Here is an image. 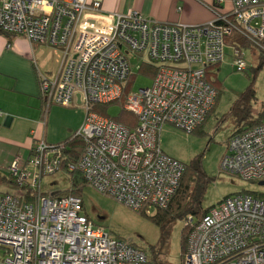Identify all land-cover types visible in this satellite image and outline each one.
Segmentation results:
<instances>
[{"label":"built area","instance_id":"obj_1","mask_svg":"<svg viewBox=\"0 0 264 264\" xmlns=\"http://www.w3.org/2000/svg\"><path fill=\"white\" fill-rule=\"evenodd\" d=\"M230 1L229 14L185 26L136 11L102 15L99 0H0L2 33L60 49L56 73L40 78L43 123L52 105L85 111L72 135L84 145L76 165L63 172L66 145L43 139L26 163L11 162L18 194L0 193V264H150L142 250L88 219L80 197L43 195L42 179L78 170L88 186L133 211L166 208L185 166L160 149L162 127L192 133L205 121L216 101L207 70L223 62L228 36L236 31L258 49L264 41V0ZM128 53L155 68L151 86L124 100L123 109L137 118L133 129L92 110L120 98L132 75ZM232 58L237 72L246 70L238 49ZM219 167L243 181L264 182V124L232 135ZM188 224L194 226L184 264H264V198L227 197L198 222L189 216Z\"/></svg>","mask_w":264,"mask_h":264},{"label":"rangeland","instance_id":"obj_2","mask_svg":"<svg viewBox=\"0 0 264 264\" xmlns=\"http://www.w3.org/2000/svg\"><path fill=\"white\" fill-rule=\"evenodd\" d=\"M46 49H49L50 58L57 69L60 49L47 46ZM242 56L246 63V70L243 72L236 71L230 48L225 49L223 62L210 68L208 78L212 86L218 90L219 96L213 112L202 126L193 133H186L173 126L164 125L159 133V146L165 155L184 166L199 161L201 171L209 178L202 198L203 209L216 206L223 199L237 194H264V185H260V182L243 181L221 171L219 167L227 141L238 125L228 116L233 103L252 85L255 92L252 102L255 116L262 111L264 105V66L260 71L255 72L261 54L253 49H245L242 50ZM262 56L264 57V54ZM128 58L132 65L134 81L128 86L127 94L150 87L152 84L150 77L139 72L141 62L130 53ZM105 110L109 117L120 118L122 107L119 104H112ZM84 116L85 111L79 106L52 105L47 118V132L59 138L62 136L64 139L79 129V126L74 128L79 119L82 124ZM7 150L6 147L0 148V193L15 195L18 194V188L10 181L2 179L7 174L1 168ZM69 183L67 175L59 172L42 179V192L48 195L60 193L69 188ZM80 196L84 204V214L96 225L104 228L112 238L133 244L147 255L150 248L157 247L160 232L150 220L155 210L143 215L115 202L88 185L83 186ZM183 227L184 222L178 221L169 230L168 252L166 256L160 258L163 264H183L180 242Z\"/></svg>","mask_w":264,"mask_h":264},{"label":"crops","instance_id":"obj_3","mask_svg":"<svg viewBox=\"0 0 264 264\" xmlns=\"http://www.w3.org/2000/svg\"><path fill=\"white\" fill-rule=\"evenodd\" d=\"M99 1L102 15L136 11L150 21L185 26L205 25L215 20V12L226 15L232 10L230 0H223L220 5H216L215 0ZM95 20L101 21L100 18ZM48 51L46 46L31 44L21 36L0 33V148H8L1 166L7 173L2 177L5 181H10L8 168L11 162L20 158L23 164L26 163L37 140L61 143L81 125L79 119L76 130L64 139L47 132L51 106L43 123L40 78L52 77L57 71Z\"/></svg>","mask_w":264,"mask_h":264},{"label":"trees","instance_id":"obj_4","mask_svg":"<svg viewBox=\"0 0 264 264\" xmlns=\"http://www.w3.org/2000/svg\"><path fill=\"white\" fill-rule=\"evenodd\" d=\"M0 33H2L0 31ZM5 34V33H2ZM226 49H238L241 53L242 50H256L261 54L259 56V62L255 69V72H258L264 66V41L261 43L260 49L255 47L251 41L242 36L240 33L234 31L230 36L225 39ZM210 69V68H209ZM139 72L143 75L149 76L150 79L154 76L155 68L149 64H141ZM206 82L216 91V101L213 109L208 114L213 112L219 92L216 90L209 81L207 72ZM134 81V75L132 74L128 81L125 83V86L122 89V94L120 98L116 101L107 103V104H97L94 105L92 110L93 112L99 114L100 116L107 117L114 122L121 124L122 126L133 129L137 126V118L131 113L125 111L123 109V103L127 95L128 86ZM255 98V92L253 86L248 87L244 93H242L238 99L233 103L232 107L228 112V116L233 118L236 122L237 127L232 135L243 133L253 127L264 124V105L263 109L258 115H254L252 108V102ZM112 104H119L122 107V112L120 118H111L106 114V107ZM206 118V119H207ZM205 119V121H206ZM204 121V122H205ZM203 122V123H204ZM202 123V124H203ZM202 124L200 126H202ZM199 126V127H200ZM193 133V132H192ZM231 135V136H232ZM230 136V137H231ZM66 145V154L65 161L63 164V172L67 171V165H76L78 157L80 156L83 150V142L80 139H72V135L61 142ZM67 175L69 179V188L66 191L52 194L54 197L73 195L81 198V191L84 185H87L82 177V174L78 170H73L72 172L64 173ZM10 179V178H9ZM10 182L14 184V181L10 179ZM209 182V178H207L200 169L199 161L191 164L190 166H185V170L183 176L181 177L179 188L177 192L171 198L169 204L164 209L155 210V214L150 217V220L158 227L160 232V239L157 244V247L150 248L149 254H146L148 261L150 264H163L160 258L167 255L168 252V237L169 230L172 225H174L178 221L184 222V227L181 233V259L184 264V257L186 254V244L189 234L191 233L194 224H188V217L190 216L194 222H198L205 214L208 212V209L202 208V198L205 191V186ZM24 199L26 201H31L33 199V194L30 192L23 193ZM45 196H49L48 194L43 193ZM255 197L264 198L263 195L254 194ZM83 212H84V204H83ZM143 215H148L145 212H139ZM88 218V216H86ZM89 219V218H88ZM187 222V223H186ZM133 245V244H132ZM135 246V245H133ZM136 247V246H135Z\"/></svg>","mask_w":264,"mask_h":264},{"label":"water","instance_id":"obj_5","mask_svg":"<svg viewBox=\"0 0 264 264\" xmlns=\"http://www.w3.org/2000/svg\"><path fill=\"white\" fill-rule=\"evenodd\" d=\"M77 102H79V96H77ZM260 185H264V182L259 183Z\"/></svg>","mask_w":264,"mask_h":264},{"label":"bare ground","instance_id":"obj_6","mask_svg":"<svg viewBox=\"0 0 264 264\" xmlns=\"http://www.w3.org/2000/svg\"><path fill=\"white\" fill-rule=\"evenodd\" d=\"M219 164H220V162H219ZM187 223V222H186Z\"/></svg>","mask_w":264,"mask_h":264}]
</instances>
